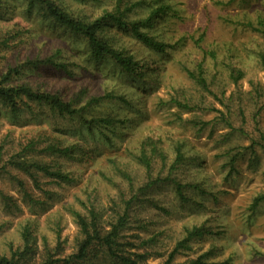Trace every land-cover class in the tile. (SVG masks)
I'll use <instances>...</instances> for the list:
<instances>
[{"label": "rangeland", "instance_id": "obj_1", "mask_svg": "<svg viewBox=\"0 0 264 264\" xmlns=\"http://www.w3.org/2000/svg\"><path fill=\"white\" fill-rule=\"evenodd\" d=\"M118 1L58 0L73 15L91 19ZM135 4L132 11L142 15L153 6L164 7L151 32L168 45L156 55L124 38L138 58L149 62L139 83L111 68L107 71L103 61H85L84 37L43 18L41 11L24 22L25 42L9 59L14 60L16 52L34 58L61 50L55 60L67 63L73 86L67 71L53 65L30 66L37 81L56 90L69 84L74 91L79 84L93 95H123L132 101L129 111L120 109L116 99L104 101L99 109L121 111L135 120L115 148L78 137L87 155L84 161L53 157L52 163L60 161L71 171L72 182L40 174L38 186L20 174L27 192L44 200L43 205L33 206L16 177L1 172L0 245L29 216H39L53 238L46 229L47 218L59 210L62 245L71 253L79 227L65 206L72 203L86 212L85 206L94 203L106 224L116 223L127 212L123 239L135 243L136 251L147 252L150 264H163L172 254V264L189 263L204 253L209 262L264 264V201L253 208L255 198L264 195V37L256 30L259 19L264 21V0H129V5ZM121 6L125 8L124 2ZM199 66L206 85L189 75ZM45 114L36 119L0 115L2 162L18 140L24 141L35 130L42 129L45 139H73L66 129L78 125L71 127L67 118ZM147 140L158 148L152 153V146L147 147L153 159L150 170L137 158ZM179 145L184 161L171 171ZM178 184L191 200L178 194ZM195 227L211 232L198 240L192 233ZM184 240L191 247L180 246ZM110 263L103 256L95 262Z\"/></svg>", "mask_w": 264, "mask_h": 264}, {"label": "trees", "instance_id": "obj_2", "mask_svg": "<svg viewBox=\"0 0 264 264\" xmlns=\"http://www.w3.org/2000/svg\"><path fill=\"white\" fill-rule=\"evenodd\" d=\"M18 1L21 4L17 7V4L14 5L16 0H0V115H7L13 119L31 115L36 119L43 112L44 114L50 112L67 118L71 127L78 125L76 129H66V133L73 137L68 142L59 138L45 139L42 137V129L35 130L24 141L18 140L14 145L15 150L4 162H2L4 145L3 139L1 140L0 173L4 172L16 177L24 195L29 197L33 206H37L45 204V201L27 192L20 174L30 177L38 186L37 176L40 174L57 182H72L74 177L71 171L60 161L52 163V158L62 157L69 161H84V156L87 157V155L83 153V146L78 137L85 141L94 139L109 148H115L118 139L120 140L129 133V128L135 119L128 117V114L121 115V111H118V114H115L113 110L108 113L100 111L99 107L104 101L113 99L117 100L120 109L124 108L129 111L132 101L130 102L123 95L112 92L93 95L94 93H91L89 88H82L79 84L74 91H70V87L74 84L73 72L68 70L67 63L55 60L61 50L45 57L40 54L35 55L34 58L29 54L23 58L17 55L19 45L26 39L23 29L26 26L24 22L31 20L35 11H41L43 18L51 19L55 24L84 37L86 40V51L83 52L85 61L92 63L103 61V64H107V71L111 68L114 73L126 76L128 81L133 79L136 83L144 77L145 70L149 68V62L146 58H138L137 53L126 45L124 38H129L147 47L156 55L165 52L168 45L157 39L151 32L156 17L164 9L162 6H153L151 11L142 15L140 11H132L136 4L129 5V0H120L111 9H106L91 19L73 15L58 0ZM121 2H124L125 8H122ZM21 7H23L22 10ZM256 30L264 37L263 20L259 19ZM15 51H17L16 58L9 59V54ZM40 64L65 69L72 86L68 84L63 90H56L44 85L43 81H37L30 66ZM189 75L198 83L206 85V79L202 76V66L198 67L197 72L190 71ZM149 145L152 146V153L158 152L157 145L153 141L148 143L147 140L142 145V152L137 156L138 161L148 170L152 168L153 163L152 156L147 152ZM43 155H47L48 158H42ZM161 155L165 157L163 153ZM109 159L114 162L115 166L117 165L113 157L110 156ZM183 161L184 154L179 145L176 147V157L171 164V171ZM116 169L118 170L117 167ZM106 176L109 175L106 174ZM153 183H149L148 186ZM177 192L185 200L192 199L185 198L183 186L180 184L177 185ZM7 198L12 200V196L4 197V199ZM262 201H264L263 194L255 198L253 208H256ZM9 206L11 208L12 205ZM65 207L79 227V235L76 237L73 252L66 253V248L62 245L63 217L58 210L50 213L47 218L46 229L52 231L53 238L45 231L39 216H29L21 220L8 240L0 245V264H95L101 256L110 259V264H150L147 262L149 257L147 252L136 251L135 243L123 239L122 230L127 226V212L119 216L116 223L106 224L101 221V213L94 203L85 206L86 212L72 203ZM210 232L209 228L195 227L192 233L197 236L198 240H202ZM187 241H182L180 246L191 247ZM173 255L163 264H172ZM206 255L204 253L196 259H191L189 263L176 264H226L206 261Z\"/></svg>", "mask_w": 264, "mask_h": 264}]
</instances>
